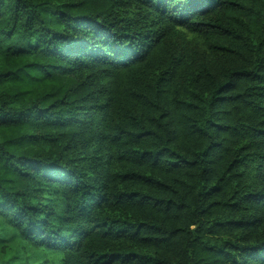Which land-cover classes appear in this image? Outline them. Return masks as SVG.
Returning <instances> with one entry per match:
<instances>
[{"label":"trees","instance_id":"1","mask_svg":"<svg viewBox=\"0 0 264 264\" xmlns=\"http://www.w3.org/2000/svg\"><path fill=\"white\" fill-rule=\"evenodd\" d=\"M0 218L60 264H264V0H0Z\"/></svg>","mask_w":264,"mask_h":264},{"label":"rangeland","instance_id":"2","mask_svg":"<svg viewBox=\"0 0 264 264\" xmlns=\"http://www.w3.org/2000/svg\"><path fill=\"white\" fill-rule=\"evenodd\" d=\"M185 36L203 52V47L196 39ZM60 259L59 253L38 249L24 242L0 218V264H60Z\"/></svg>","mask_w":264,"mask_h":264}]
</instances>
